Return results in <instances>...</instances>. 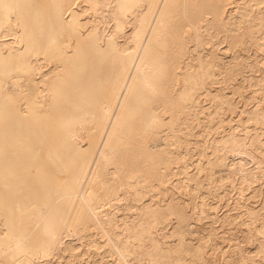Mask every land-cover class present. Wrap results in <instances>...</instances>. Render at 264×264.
I'll use <instances>...</instances> for the list:
<instances>
[{
	"label": "rangeland",
	"instance_id": "374dc122",
	"mask_svg": "<svg viewBox=\"0 0 264 264\" xmlns=\"http://www.w3.org/2000/svg\"><path fill=\"white\" fill-rule=\"evenodd\" d=\"M33 1L50 14L52 0ZM87 3L63 0L62 11L83 10ZM165 16L166 43L155 44L164 51L165 93L153 94L152 104L110 135L108 127L100 132L99 109L112 97L126 36H120L113 56L106 44L93 41L94 10L83 16L88 30L71 37L77 52L67 39L71 30L59 31L62 47H55L47 66L71 76L73 61L93 48L96 70L88 74L97 77L102 99L95 116L83 122V147L70 168L51 157L58 121L51 114L44 122L48 133L38 142L26 187L38 184L39 165L57 192L79 161L89 163L75 198L58 218L50 253L32 264H264V0H173ZM133 25L127 23L126 32ZM29 80L38 84L39 73ZM2 81L0 89L14 100L11 114L27 117L29 96L12 86L7 72ZM151 105L165 122L160 132L144 130ZM119 112L117 105L113 114ZM6 210L0 201V236L29 219V241L42 238L38 219L47 216L46 208L35 218L39 209L28 207L21 220L7 217ZM0 264H14L8 249Z\"/></svg>",
	"mask_w": 264,
	"mask_h": 264
},
{
	"label": "bare ground",
	"instance_id": "6f19581e",
	"mask_svg": "<svg viewBox=\"0 0 264 264\" xmlns=\"http://www.w3.org/2000/svg\"><path fill=\"white\" fill-rule=\"evenodd\" d=\"M52 1V10L46 15L33 0H0V88L7 72L12 78V86L20 94L29 96L26 102L31 110L27 117L11 114L10 104L14 100L6 98L0 89V201L7 205L4 213L7 217L20 220L28 214V207L39 209L34 214L35 218L40 216L41 208L48 210L46 217L38 219L43 230L39 241H29L32 225L29 219L20 221L16 230L0 236V258L8 249L14 264H32L34 257L44 258L50 253L58 218L65 214L68 201L75 198L82 172L89 163V158L79 161L78 169L72 172L70 180L57 188V192L53 191L51 178L39 165L36 168L38 184L32 189L26 187L32 166H36L38 142L48 133L49 126L44 122L51 114L58 121L60 133L51 157L57 166L70 168L83 147L80 138L83 122L95 116L102 99L101 85L97 77L90 75L96 70L91 62L95 53L93 48L89 51L84 48L78 60L73 61L71 76L59 70L54 72L51 66H47L57 53L55 47H62L59 31L71 30L67 39L73 51L77 52L80 49L71 37L88 30L83 16L94 10L98 19L92 34H89L93 41L106 44L107 52L113 56L120 36H126L127 44L119 56L121 70L114 83L112 97L107 98L99 109L103 119L101 133L107 127L109 135L120 132V126H125L141 107H147L153 98H161L165 93L164 51L156 46L166 43L168 19L165 13L171 9L173 0H88L83 10L71 6L66 15L62 11L63 0ZM127 23L134 24L131 33L126 32ZM129 43H132V49ZM67 52V49L62 50L64 54ZM17 70L20 71L18 74L12 73ZM81 70L87 74L79 76ZM31 73H39L38 84L36 80H29ZM117 105L120 112L115 116L113 109ZM174 106L173 103L172 109ZM164 123L155 105L149 106L144 130L160 132ZM120 139L118 137L117 142L110 143V148L115 149Z\"/></svg>",
	"mask_w": 264,
	"mask_h": 264
}]
</instances>
